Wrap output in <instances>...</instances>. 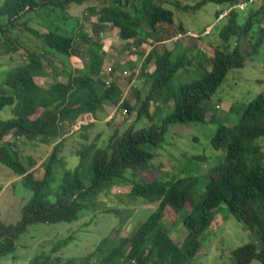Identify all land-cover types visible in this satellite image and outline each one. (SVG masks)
I'll use <instances>...</instances> for the list:
<instances>
[{"label":"trees","instance_id":"16d2710c","mask_svg":"<svg viewBox=\"0 0 264 264\" xmlns=\"http://www.w3.org/2000/svg\"><path fill=\"white\" fill-rule=\"evenodd\" d=\"M87 1L5 0L0 7V45L5 53L14 54L21 49L19 38L12 36V32L21 26L24 32L40 40L43 50L46 48L43 53L88 62L83 75L71 73L65 83L55 82L48 88L35 83V78L42 76L43 61L42 56L33 52H26L25 61L5 75L0 87V112L11 108V118H0V143L3 144L0 146V166L21 179V185L30 192V197L22 206L16 224L6 225L0 220V262L14 253L18 239L29 226L74 223L88 211L98 210L100 196L114 187L123 186L129 187L131 198L157 204V207L127 237H119L116 233L131 217L130 213L107 210L118 216V227L80 264H193L202 249L204 236L222 206H226L230 215L249 231L256 232L260 240L233 250L231 264H264V161L259 156L262 148L258 144L264 140V96L259 95L242 107L240 118L232 127L213 116L207 121L209 109L205 105L230 71L243 69L261 51L264 0L258 8L249 7L247 13L232 10L219 22L218 37L222 47H217L211 57L205 58L210 71L199 80L179 85L174 82L181 72H186L191 60L185 53H175L167 48L158 53L157 46L164 44L158 33L162 27L174 23L173 12L161 1L97 0L104 4L99 8H88V12L98 19L92 26V35L80 32L82 26L78 22L71 35L49 24L47 32L41 34L30 28L26 20L31 13H40L44 9L65 11L71 4ZM240 1L243 0H204L192 7L175 4V8L193 13L206 3L227 5V8ZM240 13H245L243 20ZM142 24L149 29L147 39H152L155 44L144 56L135 75V81L148 86L144 99L137 90L135 98L140 106L135 110L115 80L107 83L102 79L106 53L102 41L94 40L93 35L99 37L112 27L117 30L120 40L142 45L146 43ZM179 30L183 31V28L179 26ZM232 43L234 46L230 50ZM106 105L122 108L129 115L136 111L135 121L122 133L115 131L105 147L81 145L76 152L78 165L73 170L66 169L65 158L61 156L67 141L64 131L72 134L78 120L86 115L96 117ZM152 105H155L153 110ZM144 120L148 127L136 129V124ZM156 120H161V126L155 124ZM112 123L113 118L106 124L110 127ZM189 123H217L211 146L224 153L221 163L208 170L209 180L204 191H198L197 177L166 183L157 180L132 183L131 179L138 172L148 170L154 159V154L142 146L161 149L168 126ZM93 126L88 123L77 132L83 133ZM8 136L51 147L42 165L41 179L34 178L36 162L29 158L28 165H24L14 150L16 145L5 140ZM81 137L87 139L85 134ZM128 171L131 174H127ZM169 216L180 217L186 233L181 243H175L170 236V228L175 223L169 221ZM165 223H169L170 228ZM66 245L67 241H62L49 255L33 257L27 264H77L76 259L52 256Z\"/></svg>","mask_w":264,"mask_h":264},{"label":"rangeland","instance_id":"374dc122","mask_svg":"<svg viewBox=\"0 0 264 264\" xmlns=\"http://www.w3.org/2000/svg\"><path fill=\"white\" fill-rule=\"evenodd\" d=\"M4 1L0 0V7ZM160 1L166 9L173 12L174 23L172 26L162 27L158 33V36L164 41V44L157 46L158 53L167 48L175 53H185L191 60L186 72H181L179 78L175 80V85L201 79L205 73L210 71L209 63L205 58L211 57L217 47H222L218 37V29L221 25L215 24V19L216 15L224 11L227 5L206 3L192 13L175 8V4H179L181 7H192L204 0H154V2ZM103 4L104 2L89 0L80 5L71 4L65 11L44 9L40 13L28 14L26 20L30 28L38 30L41 34L47 32L49 24L56 25L61 32L63 30L71 35L72 31L75 32L78 22L82 26L80 32L92 35V26L98 22V19L88 12V8L90 6L99 8ZM240 15L243 20L245 13H240ZM179 26L183 28V31H177ZM209 26L213 27L212 32L202 37V32ZM261 27H264V18H261ZM141 30L146 40V43L142 45L133 41L120 40L117 30L112 27H109L99 37L93 35L94 40L102 41L103 50L106 53L102 79L107 83L115 80L131 106H135V110L140 106V102L135 98L137 90L140 91L141 99H144L148 92V86L141 85L134 80L135 75L144 56L155 44L152 39H147L149 29L145 24H142ZM78 33L77 29L76 34ZM186 33H192L199 37H184ZM178 35L182 38L175 44L174 40ZM12 36L19 38L21 49L17 53L7 54L4 52L3 46L0 45V87L3 86L6 73L25 61L26 52L42 56V76L35 78V83L42 88H48L55 82L65 83L69 74L83 75L88 69V62L85 60L76 57L66 59L58 55L43 53L46 48L43 50L40 40L24 32L21 26L20 29L12 32ZM233 46L232 43L230 50L233 49ZM24 50L26 51L24 52ZM152 68V66L149 67V70L151 71ZM110 69L114 71L113 74ZM259 95L264 96V45L259 54L248 61L243 69L232 70L228 73L223 84L211 100L205 104L209 109L206 119L209 121L213 116L227 127H232L238 122L242 107ZM170 105L172 106V104ZM232 106L234 107L233 111H230ZM154 108L155 105H152L151 110ZM166 111L168 110L165 109ZM10 112L11 108H5L0 112V118L2 120L10 119ZM111 118H113V123L109 127L106 123ZM135 118L136 111L129 115L122 108L117 109L112 105H106L102 112L97 113L96 117L86 115L78 120L81 124L93 123L94 126L83 133L77 132L79 127L73 130L72 134L68 133V130L64 131L67 141L61 156L65 158V168L73 170L78 165L76 152L81 148V145L95 144L97 147H105L115 131L122 133L135 121ZM155 124L161 126V120H156ZM144 127H148L146 120L136 124V129ZM217 127V123L168 126L161 149L154 150L148 145L142 146V149L154 154V159L150 163V168L144 172H138L131 182L143 183L157 180L166 183L178 178L197 177L199 179L198 191L203 192L209 180L208 170L221 163L224 155L222 150L216 151L211 146V140ZM81 134H85L87 139H82ZM5 140L16 145L14 150L24 165H28L29 158L36 162L33 168L34 178L41 179L44 173L42 165L50 154L51 147L22 139L17 140L12 136H8ZM258 144L262 148L259 156L264 161V140L259 141ZM1 145L3 144L0 143ZM128 173L131 174V171ZM127 174L125 175L127 176ZM29 197L30 192L22 187L21 179L0 166V220L6 225L16 224L20 219L21 208ZM98 203L97 211H88L74 223L29 226L26 233L18 239L14 253L3 257L0 264H27L33 257L49 255L51 249L62 241H67V245L52 256L60 257L63 260L76 259L77 264H80L85 256L95 250L102 239L112 235L113 231L117 229L118 216L109 214L106 212L107 210L130 213L131 217L116 233L119 237H127L144 223L157 207V204H149L142 199L131 198L129 187L123 186L114 187L109 193L100 196ZM169 221L175 223L173 228H170L169 223H165L171 230L172 240L175 243H181L186 233L181 225L180 217L169 216ZM259 241L256 232L249 231L247 227L230 215L226 206H222L206 232L202 249L193 264H231L233 250Z\"/></svg>","mask_w":264,"mask_h":264},{"label":"built area","instance_id":"2783aa9c","mask_svg":"<svg viewBox=\"0 0 264 264\" xmlns=\"http://www.w3.org/2000/svg\"><path fill=\"white\" fill-rule=\"evenodd\" d=\"M263 0H243L238 2L235 5H231L230 7L228 6L227 8H225L224 11H222L221 13L218 14L217 18L215 19V24H218L219 22H221L223 19H225L227 17V15H229V13L232 10H238L240 12H245L249 7H257L258 4H260ZM213 27H207L204 32L201 34V36H207L211 33ZM184 37H191V38H195V37H199L197 35H194L192 33H186L184 35ZM180 38H182V36L178 35V37L174 40L175 42L178 41ZM88 124V123H87ZM85 124H81L79 122H77V124L73 127V130H76L77 127H81Z\"/></svg>","mask_w":264,"mask_h":264},{"label":"clouds","instance_id":"9594fccd","mask_svg":"<svg viewBox=\"0 0 264 264\" xmlns=\"http://www.w3.org/2000/svg\"><path fill=\"white\" fill-rule=\"evenodd\" d=\"M209 27H210V26H209ZM205 29H206V28H205ZM203 32H204V31H203ZM203 32H202V33H203ZM211 32H212V31H211Z\"/></svg>","mask_w":264,"mask_h":264},{"label":"crops","instance_id":"0c3cea01","mask_svg":"<svg viewBox=\"0 0 264 264\" xmlns=\"http://www.w3.org/2000/svg\"><path fill=\"white\" fill-rule=\"evenodd\" d=\"M91 7V6H90ZM106 59V58H105ZM142 63V62H141Z\"/></svg>","mask_w":264,"mask_h":264}]
</instances>
